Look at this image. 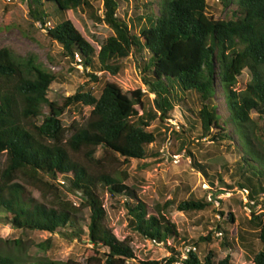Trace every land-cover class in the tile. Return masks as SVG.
Wrapping results in <instances>:
<instances>
[{
    "label": "trees",
    "instance_id": "trees-1",
    "mask_svg": "<svg viewBox=\"0 0 264 264\" xmlns=\"http://www.w3.org/2000/svg\"><path fill=\"white\" fill-rule=\"evenodd\" d=\"M25 1L29 17L45 27L64 58L77 60L83 70H89L92 82H98L95 72L118 74L122 60L133 55L136 62L138 57L141 60L147 93L155 95L153 109L142 114L135 109L136 104L143 105L141 89L129 97L115 82H104L99 94L80 86L61 101H51L48 92L57 73L43 65L34 52L18 55L8 46L0 47V158L5 156L4 162L0 161V215L16 229L56 233L67 227L80 234L77 214L87 208L88 237L94 247L107 248L103 253L91 250L93 254L83 263L72 258H42L37 264H129L135 259L129 242L117 240L103 224L101 190L125 197L131 227L143 238L166 245L178 237L176 225L167 216L173 200L157 203L148 212L134 187L125 184L127 172L107 171L103 164L118 162V157L124 162L146 159L148 146L156 141L150 123L156 118L163 122L176 105L187 107L186 99L192 92L198 95L201 107L191 128L198 124L201 138L213 142L235 141L244 153L238 163V186L248 192L251 201L260 196L264 199V151L257 148L256 124L251 116L255 111L264 118V0H222L228 14L222 19L208 15L206 0L148 1L143 4V17L132 22L117 16L118 0H103L102 15L89 0ZM76 9L89 10L93 19L112 30L98 52L65 18L67 11ZM133 27H139L138 32ZM23 33L28 30L23 29ZM244 71L250 79L238 89ZM77 106L90 108L87 118L83 124L64 127L62 115ZM222 106L226 115L220 112ZM98 149L101 155L96 158ZM80 153L97 169L74 157ZM202 172L209 176L203 168ZM60 179L68 181L79 206L69 200L48 206L26 188L31 185L57 191L54 183ZM210 205L191 197L176 203V209L192 213ZM249 223L262 243L252 263L264 264L263 214L252 213ZM238 239L242 245L246 243L243 234ZM210 240L211 234L199 238L201 242ZM221 241L230 245L226 236ZM168 247L169 256L138 264H213L214 251L202 262L191 248L183 254ZM0 264L22 263L17 255L0 249ZM217 264H231V257L227 255Z\"/></svg>",
    "mask_w": 264,
    "mask_h": 264
},
{
    "label": "rangeland",
    "instance_id": "rangeland-1",
    "mask_svg": "<svg viewBox=\"0 0 264 264\" xmlns=\"http://www.w3.org/2000/svg\"><path fill=\"white\" fill-rule=\"evenodd\" d=\"M89 1L96 13L102 15L103 0ZM118 1L117 16L132 22L135 18L143 17V4L157 0ZM206 2L207 13L214 19H222L228 15L222 0ZM153 8L156 9V5H153ZM65 18L72 22L96 52L106 38L112 35V30L106 24L93 19L87 9L69 10ZM50 22L53 24V21ZM23 29H27L28 33L24 34ZM138 30L139 27H133L134 32ZM2 46L10 47L18 55L34 52L43 65L57 73V79L51 84L48 92L51 101H61L63 97L75 93L80 86H86L95 94H99L102 84L107 81L119 84L129 97H132L134 90L141 89L144 93L143 105H135L138 114L153 109L155 95L147 93L139 57L137 62L133 55L122 60L121 70L116 75L95 72L98 82H92L88 76L89 70H83L77 60L69 61L64 58L61 55V47L47 36L45 27L29 17L25 0H0V47ZM143 56L148 57L146 53H143ZM249 79L250 74L244 71L239 79L238 89H243ZM186 100L187 107L176 105L168 117L163 118V122L156 118L150 123L149 130L154 131L156 141L148 146L149 155L146 159L124 162L123 158L118 157V162L108 161L103 164L107 171L127 172L128 179L125 184L134 187L148 212H151L157 203L173 200L175 204L168 209L167 216L176 225L178 237L169 239L166 245L143 238L131 227L130 216L124 205L125 197L111 196L107 190L100 192L105 212L103 224L117 240L129 242L135 255V259L130 260L129 264H138L140 260L165 258L169 256V245L183 254L191 248L202 262L209 251H214L213 264H217L227 255L231 257V264H253V254L262 249V243L249 220L252 213L263 214L264 218L263 196H260L258 201H251L248 192L238 186V163L244 153L235 141L213 142L208 137L201 138L198 124L191 128L190 123L196 122V112L200 109L201 102L195 92L190 93ZM217 100L220 101L219 95ZM89 110L86 106L66 109L61 117L63 126L69 128L72 124H83ZM220 112L224 115L227 113L223 106L220 107ZM251 116L256 124L257 148L264 151V118L259 117L255 111ZM189 127L190 132L186 131ZM166 128H169L167 132ZM181 146L184 147L182 150ZM100 155L101 150L98 149L95 157ZM74 157L92 169H97V165L88 162L84 154L80 153ZM4 160L5 156H1L0 161L3 163ZM202 168L209 176L203 174ZM211 177L214 178L213 184ZM54 184L57 191L31 185L26 188L36 200L48 206L60 200H69L79 206V199L70 191L66 179L56 180ZM191 197L206 200L211 205L203 211L192 213L176 209V203ZM230 217L233 221H230ZM3 218L1 214L0 249L17 255L22 264H37L42 258L60 261L72 258L83 263L93 254L91 250L98 253L107 251L106 247H94L88 237L90 210L87 208L77 214L78 226L82 230L80 234L71 233L72 230L67 227L59 229L56 233L16 229ZM209 234L210 241H199L200 237ZM240 234L246 239L244 245L238 239ZM225 236L230 245L222 244L221 240ZM194 243L198 245L194 247Z\"/></svg>",
    "mask_w": 264,
    "mask_h": 264
}]
</instances>
